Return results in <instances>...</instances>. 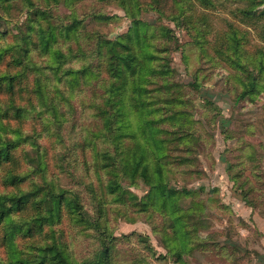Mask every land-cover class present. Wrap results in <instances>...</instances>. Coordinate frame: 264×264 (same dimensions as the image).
<instances>
[{"label":"rangeland","instance_id":"rangeland-1","mask_svg":"<svg viewBox=\"0 0 264 264\" xmlns=\"http://www.w3.org/2000/svg\"><path fill=\"white\" fill-rule=\"evenodd\" d=\"M208 1L139 0L121 117L122 2L0 0V264H264V0Z\"/></svg>","mask_w":264,"mask_h":264},{"label":"trees","instance_id":"trees-1","mask_svg":"<svg viewBox=\"0 0 264 264\" xmlns=\"http://www.w3.org/2000/svg\"><path fill=\"white\" fill-rule=\"evenodd\" d=\"M119 1L120 3L122 2L121 4L127 15L133 19L132 25H130L129 31L127 32L133 45L130 43L132 47H129L126 44L124 35L119 36L116 40L106 41L105 44L108 51V59L110 61L108 62V66L113 76L116 78L114 80V83L112 84V90L114 91V97L116 98L115 100L118 107H121L120 115L121 117H125L128 115L131 116L130 111H128L127 115V110L125 109V107H128L127 98L128 94L131 93V85L134 89L133 96L136 101L143 100L144 86L142 85V82L147 78L145 74H147L146 72H148L145 69L147 68L149 71L153 70L154 67L151 65V61L153 59L151 58L154 54L150 52V49L147 45L148 42L146 37V27L148 24L146 20L140 18L141 13H139V0ZM199 1L204 4L210 2L208 0ZM173 2L178 5L176 9L177 12H180V9L182 8L181 6H179L181 0H173ZM129 4H131V7L129 6ZM155 10H157L160 14H167L166 10H163L162 7L155 6ZM136 48H139L141 52H138ZM81 70L82 69L73 70L72 73H79ZM129 72L135 76L133 81H128ZM128 83L129 87L127 88ZM253 86L254 83H252V87ZM142 160L143 158H141V161L139 162L140 166L143 165ZM152 187L160 190L164 194L165 198L163 203L169 206L176 204L179 198L186 193V190L183 189L180 190L173 187L168 188L165 182L162 185H157L156 183L152 182ZM7 199L8 197L0 198V202L2 203V205H4V201ZM169 210L170 212H168V215L172 218L174 226H178V228H176L174 232L180 231L179 233H181L182 230L186 229V223H179L181 215L172 212L171 208H169ZM177 213L182 214L181 209H179ZM194 227H198V224L194 225ZM185 231H188V229H186Z\"/></svg>","mask_w":264,"mask_h":264}]
</instances>
